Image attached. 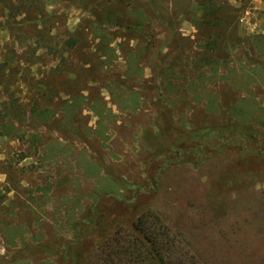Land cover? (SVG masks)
I'll list each match as a JSON object with an SVG mask.
<instances>
[{"label": "rangeland", "instance_id": "rangeland-1", "mask_svg": "<svg viewBox=\"0 0 264 264\" xmlns=\"http://www.w3.org/2000/svg\"><path fill=\"white\" fill-rule=\"evenodd\" d=\"M226 122L264 133V0H0V264H124L146 208L173 256L264 264L244 152L171 164L112 210L151 152Z\"/></svg>", "mask_w": 264, "mask_h": 264}, {"label": "trees", "instance_id": "trees-1", "mask_svg": "<svg viewBox=\"0 0 264 264\" xmlns=\"http://www.w3.org/2000/svg\"><path fill=\"white\" fill-rule=\"evenodd\" d=\"M6 132L10 136H16L18 128L10 123ZM184 137L180 142L169 143L151 152L145 163V177L139 183H130L125 187L127 193L118 192L109 195L113 201L118 203L112 209L113 211H121L122 205L125 204L127 210L132 212L134 207L129 204L133 203L140 194L154 192L157 189L159 176L171 164L194 163V165H199L220 152L231 150L246 153L252 163L264 162V133L254 131L243 123L205 124L187 131ZM99 198L96 196L90 206V212L83 220L86 226L92 225L101 213L106 216V213L98 209ZM151 215V210L143 209L131 224L136 233L134 239L139 244L135 247L128 244L118 251L120 258L124 259V264H201L192 254L183 258L173 256L164 249L165 243L169 240L173 241L174 238L168 241L161 238L162 232L154 230V226L148 221ZM75 231L79 232L76 226ZM139 245L140 247H137Z\"/></svg>", "mask_w": 264, "mask_h": 264}]
</instances>
